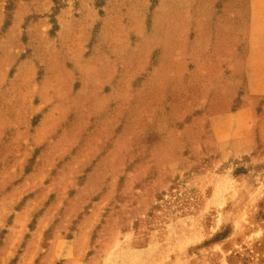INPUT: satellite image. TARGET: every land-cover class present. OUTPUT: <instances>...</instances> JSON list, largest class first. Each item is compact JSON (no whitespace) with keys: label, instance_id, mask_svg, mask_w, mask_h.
<instances>
[{"label":"rangeland","instance_id":"1","mask_svg":"<svg viewBox=\"0 0 264 264\" xmlns=\"http://www.w3.org/2000/svg\"><path fill=\"white\" fill-rule=\"evenodd\" d=\"M244 5L0 0V264H264Z\"/></svg>","mask_w":264,"mask_h":264},{"label":"crops","instance_id":"2","mask_svg":"<svg viewBox=\"0 0 264 264\" xmlns=\"http://www.w3.org/2000/svg\"><path fill=\"white\" fill-rule=\"evenodd\" d=\"M244 7H249L248 10H245L248 19L246 18L247 20L244 22L242 34H238L239 31L237 30L235 33L237 40L242 39L237 43V46L242 45V49L236 46L233 55L230 54V61L234 73L238 70L245 71V77L238 85L242 86V88L239 87L240 90L245 91L242 96L248 99L253 95L264 96V1L245 0ZM233 19L236 24L235 14ZM233 84L236 86V81ZM240 90H235L234 96L240 94ZM251 111L252 106L245 102L232 116L247 117ZM229 116L231 117V113Z\"/></svg>","mask_w":264,"mask_h":264}]
</instances>
